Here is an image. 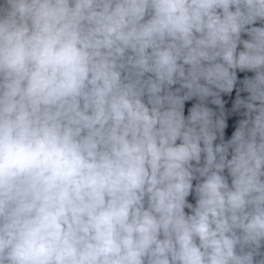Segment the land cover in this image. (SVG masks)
Listing matches in <instances>:
<instances>
[{
    "label": "clouds",
    "instance_id": "9594fccd",
    "mask_svg": "<svg viewBox=\"0 0 264 264\" xmlns=\"http://www.w3.org/2000/svg\"><path fill=\"white\" fill-rule=\"evenodd\" d=\"M0 264H264V0H0Z\"/></svg>",
    "mask_w": 264,
    "mask_h": 264
}]
</instances>
